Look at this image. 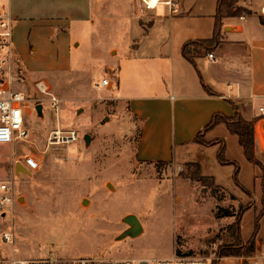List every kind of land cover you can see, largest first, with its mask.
<instances>
[{"label": "rangeland", "instance_id": "374dc122", "mask_svg": "<svg viewBox=\"0 0 264 264\" xmlns=\"http://www.w3.org/2000/svg\"><path fill=\"white\" fill-rule=\"evenodd\" d=\"M201 1L187 0L195 3L194 10ZM235 5L246 10L238 17L252 15L264 22V0H238ZM164 8L160 4L155 11ZM250 20L242 22L247 25ZM40 28L36 23L13 27V72L16 86L29 97L24 109L28 133L24 140L0 143V182L11 188L0 190V197L12 196L11 204L0 210V262L54 256L62 259L60 264H69L81 256L166 258L190 252L210 257L212 264H264L263 170L232 145L228 155L236 165L221 164L214 154L208 170L205 152L196 145L183 150L171 144L157 153L144 152L145 157H171L175 162L201 161V174H212L223 185L213 189L209 181L205 187L191 178L192 166L142 159L139 119L116 98L117 87L96 86L104 77H117L109 72L121 57L108 48L112 36H58L46 26ZM252 33L262 36L264 31ZM41 81L59 99L58 109L49 95L38 91ZM56 130L75 131L78 138L52 144ZM86 134L91 136L89 144ZM254 141L255 157L264 166V133L255 122ZM183 154L187 158H181ZM28 155L40 160L38 169L23 164ZM18 162L30 173L16 172ZM237 167L245 191L236 183ZM241 208L246 209L241 219L243 242L252 236L255 217L260 216L255 250L225 259L220 248L234 243V229L228 225ZM128 214L136 215L143 229L118 239L128 228L123 221ZM5 232L12 234L11 241L2 239Z\"/></svg>", "mask_w": 264, "mask_h": 264}, {"label": "crops", "instance_id": "0c3cea01", "mask_svg": "<svg viewBox=\"0 0 264 264\" xmlns=\"http://www.w3.org/2000/svg\"><path fill=\"white\" fill-rule=\"evenodd\" d=\"M178 1V9L171 11L165 5L159 13L156 8L146 10L141 0H0V10L9 11L15 28L36 23L58 36H112L108 48L121 57L109 72L117 76L112 81L117 87L116 98L127 103L139 119V157L153 160L156 155L144 154L166 150L171 144L183 150L196 145L198 151L205 152L208 170L214 154L220 163L221 143L203 144L195 137L215 114L233 116L238 112L264 133V116L259 112L264 105V34L252 33V29L264 31V24L252 15L223 18L219 45L212 51L214 58L208 57L209 51L203 52L194 64L184 56L183 46L214 37L218 0H202L205 4L197 10L195 3ZM61 18L67 20L64 25L56 22ZM248 18L253 22L245 25ZM204 137L222 140L227 155L230 145L244 154L238 136L224 122L204 132ZM181 158L187 157L183 154ZM227 158L232 160L229 155ZM154 159L178 167L191 162ZM196 163L203 172L202 162ZM205 175L215 177L216 184L223 186L216 176Z\"/></svg>", "mask_w": 264, "mask_h": 264}, {"label": "built area", "instance_id": "2783aa9c", "mask_svg": "<svg viewBox=\"0 0 264 264\" xmlns=\"http://www.w3.org/2000/svg\"><path fill=\"white\" fill-rule=\"evenodd\" d=\"M146 10H153L158 5L164 4L174 11L179 8L178 0H141ZM241 19L244 17L241 16ZM13 20L9 11L0 10V143H11L18 139H25L28 133L24 109L29 101L27 94L16 86L18 77L13 72L15 49L13 44ZM208 57L213 59L214 53L209 52ZM98 88H111L113 82L109 77H104L96 83ZM38 91L49 95L52 105L58 109L59 99L52 94L44 81L37 83ZM173 97V96H172ZM260 115L264 116V105L259 108ZM78 138V133L73 131L64 134L61 130L52 133V144L72 143ZM23 164L30 170H36L40 166V160L34 155L24 158ZM8 183L0 182V190H10ZM12 196L0 197V210L3 212L6 205L11 204ZM4 241H11V233H3ZM62 259L54 256L36 259L12 258L9 262L0 264H60ZM69 264H212L208 256L193 254L190 252L173 254L171 257L132 258V257H76Z\"/></svg>", "mask_w": 264, "mask_h": 264}, {"label": "trees", "instance_id": "16d2710c", "mask_svg": "<svg viewBox=\"0 0 264 264\" xmlns=\"http://www.w3.org/2000/svg\"><path fill=\"white\" fill-rule=\"evenodd\" d=\"M238 0H218L217 4V11L215 14V35L211 39H204L198 41H189L184 44L183 46V54L184 56L189 59L192 63L195 64V58L202 54L203 52H212L216 45H219V29L222 25V20L225 17H232V16H239L242 12L246 11L241 6H236L235 3ZM262 21V20H261ZM262 23H264L262 21ZM224 122L226 123L227 127L229 128L230 132L237 135L239 139V143L243 148L244 154L248 161L253 163L254 165L259 166L263 170L262 175V191H263V198L262 203L264 205V166L263 164L255 157V141H254V121L247 120L238 112L235 113L233 116H226L222 113L215 114L210 122L206 125V127L195 137V141L203 144H212V143H221L220 149L218 151V159L221 164H235V161L229 160L226 157V146L223 144L222 140L218 139L214 141H207L204 137V132L210 130L215 125ZM165 163V162H159ZM186 166H192L195 168L194 172L191 173V178L195 181L201 182L202 185L205 187L208 186L206 181H209V186L213 189H217L219 187L218 184L215 182V177L207 176L201 174L200 165L196 162H189L186 163ZM240 168L237 167L235 174H236V183L245 191L247 190L237 178V174ZM246 209L241 208L236 215V220L230 223L228 226L229 228L234 229L233 237L234 243L227 247H221L219 255L221 257H228V256H249L255 250V243H256V236L259 232V220L260 216L256 215L255 217V225L254 231L252 236L247 242H243L241 237V219L242 215L244 214Z\"/></svg>", "mask_w": 264, "mask_h": 264}, {"label": "water", "instance_id": "95a60500", "mask_svg": "<svg viewBox=\"0 0 264 264\" xmlns=\"http://www.w3.org/2000/svg\"><path fill=\"white\" fill-rule=\"evenodd\" d=\"M37 110H38V113L40 115L43 114V104L42 103H39L37 105ZM85 140H86V143L89 144L90 143V140H91V136L89 134H86L85 135ZM19 169H22L25 172L30 173V171L28 169H26L20 162L16 163V165H15V171L18 172ZM123 221L126 224H128V228L124 232H122V234L120 236H118V239H122V238H125L127 236H136L143 229L142 228V225H141V223L139 221V219L134 214H128V215H126L123 218Z\"/></svg>", "mask_w": 264, "mask_h": 264}]
</instances>
